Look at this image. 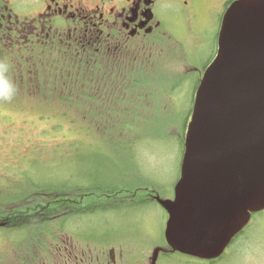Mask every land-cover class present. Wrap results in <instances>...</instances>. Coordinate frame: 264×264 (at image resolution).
I'll return each mask as SVG.
<instances>
[{"label": "rangeland", "instance_id": "374dc122", "mask_svg": "<svg viewBox=\"0 0 264 264\" xmlns=\"http://www.w3.org/2000/svg\"><path fill=\"white\" fill-rule=\"evenodd\" d=\"M50 3V0H0V17L2 14L5 15V19H0V36L5 37L10 31L9 28L16 25L19 26L20 30L23 27L25 28V23L30 22L29 24L35 25L32 17L38 15L36 11L41 9L42 6L40 5H43L42 10H45V14ZM204 4L202 2V7ZM7 7L9 13L12 14L11 18L16 19L17 17L9 27H7L9 25ZM206 14H209V12L203 13V19L207 17ZM161 15L166 18L165 28L172 30L179 40L171 39L168 32H163L165 39L153 38L151 44L154 46H147L146 41L139 40L125 47L123 45L124 49L121 52H115V48H112L104 54H102L103 52L92 54L93 57H91L90 63H93L94 66L93 68L89 67V69L93 70L79 69L74 81L69 78L70 73L75 70L74 68L72 70H60L57 65L59 56L70 57L74 56L76 52L75 48L69 46L73 41L68 36L69 24L67 26L61 23L58 28H50V25L44 24L45 32L39 42L45 41V43H40V45L37 43V50L41 51H34L36 52L35 57L29 56L27 58V66L26 59L18 60L19 62L24 61L25 66L22 68L16 67L18 61L16 60L17 55H13L14 51L7 52L8 49L13 48V43L0 45V64L6 65L8 69L4 75L10 73V77H6L15 86V93L11 100H0V184L4 183L2 178L18 179L25 174L23 172H26L29 174L25 177L26 179L30 176L32 179L39 181V184L43 180L54 179L63 185L72 186V184L76 185L81 182L80 176L83 174L94 177L110 170L112 172H123L130 166H134L133 164H137L145 178L148 177L159 182L165 191L164 197H172L175 183L180 175L181 158L178 144L183 136L181 129L176 124L167 128L168 122L163 121L151 125L147 124V131L151 134L155 135L157 128L159 132L163 133V128H165V131L168 129L167 135L169 137H167V140H162V142L150 143L152 142L150 141V144L146 141L139 142L136 139L141 137L139 135L140 131L136 132L138 133L136 135L133 134L135 131L130 132L133 123L136 121L133 112L151 117L143 118L141 121L144 122H152L151 120L160 117L162 112L165 113L169 106L157 108L152 102L164 103V99L169 97L171 91L167 88L160 90L161 92L150 89L147 87L148 84L161 88L169 85L171 79L175 82L174 79L179 81L181 77L184 78L188 72L193 71L191 64H195L192 61L194 57L199 56L207 45L200 50L193 51L191 49V53L186 51L184 48L186 44L190 48L193 45L197 47V41L195 44L194 37L188 36L184 31V26H181L177 20L170 18L165 10H162ZM46 18L47 15H45ZM202 29L206 30L207 26L202 27L200 25L198 32H201ZM214 29L215 26H211L208 32H213ZM0 43H3V40H0ZM45 49L50 56L46 65L43 63ZM198 52H200L199 55H194ZM37 55L43 56L40 58L42 59L41 62L38 61ZM87 56L89 55L87 54ZM119 56H123L119 61L123 60L124 66H122L123 62L117 64L119 62L117 57ZM126 60L141 63L139 70L146 73V77L142 78L144 82L140 81L141 84L137 83L133 88L129 86V81L138 64L132 67L128 65ZM63 63L73 65V63L76 64V61L69 58L68 60L64 59ZM157 67L159 68L155 72L154 69ZM31 68H36V70ZM16 72L26 73L25 84L20 83L19 77L15 76ZM148 74H150V77H148ZM179 74L180 76H178ZM86 81L90 84L85 85L84 82ZM117 85L118 90L115 87ZM61 89L68 93L69 97L73 96L74 101L83 102L90 97L87 102H83L84 106L91 107L90 111L87 110L89 116L84 118L86 123H75V127L72 128L71 124L60 118V114L72 115L75 120L82 116L70 105L62 103L59 94L60 96H65V94ZM80 89L85 90L81 96L78 94ZM140 89L145 91L146 100L144 102L147 103L142 108L137 109L135 105H139L140 101L136 96ZM179 91V97L183 98L182 90ZM125 107H127L126 111ZM125 112L130 113V116ZM51 117L60 121L59 130L52 131L55 124L54 119L51 121L42 120V118L48 119ZM126 119L128 121H124ZM78 120L82 119L79 118ZM76 128L80 130L77 131ZM91 128L93 134L98 133L103 137L104 142L96 135V137H91L81 131ZM74 138L82 143L76 145L73 155L77 152L79 156L91 159L78 161L74 157L69 159L66 154L61 155L63 152H68L66 149L62 150V148ZM55 155L57 156L55 157ZM9 194V189L0 190V197H7ZM124 204H128V202L126 201ZM140 204L130 205L135 208L123 214L113 213L108 214L107 217V214H103V211H110V209L107 210V204H105L103 208L102 205H88L80 211L72 208V211L55 213V216L51 215L53 217L47 220L41 218L40 221H27L21 218L15 221L17 222L16 226L19 227L4 231V235L5 239L13 240L17 236L25 234L24 231L19 229L26 222H29L27 226H38L39 230L44 225L46 229L51 227L47 233H42V237L55 235L56 230H53L55 227H52L55 222H61L62 220L61 225L66 227L67 232H70L68 228L72 227L73 232L80 234V232L86 231L92 233L94 238H97V233H94L95 230L102 232L109 229H113L120 234H126V238L133 237L134 240L139 241L143 238L146 241L150 237L149 240L151 241L147 242L144 248L150 258L154 247L159 244L164 247L162 239L167 217L165 211L159 206ZM256 221L253 220L250 225L249 240L241 247V251L237 250L236 254H229L233 258L227 264H264V224H258L257 227H254ZM4 235L0 234V244L4 241ZM246 239L242 240L246 241ZM9 242L5 240L4 244ZM150 243L152 245L157 244V246H151ZM229 255L226 259L229 258ZM159 264L207 263L184 257H166Z\"/></svg>", "mask_w": 264, "mask_h": 264}, {"label": "water", "instance_id": "95a60500", "mask_svg": "<svg viewBox=\"0 0 264 264\" xmlns=\"http://www.w3.org/2000/svg\"><path fill=\"white\" fill-rule=\"evenodd\" d=\"M174 194L157 197L169 216L166 241L201 260L221 257L264 210V0H238L223 17Z\"/></svg>", "mask_w": 264, "mask_h": 264}, {"label": "flooded vegetation", "instance_id": "af4514ba", "mask_svg": "<svg viewBox=\"0 0 264 264\" xmlns=\"http://www.w3.org/2000/svg\"><path fill=\"white\" fill-rule=\"evenodd\" d=\"M234 1L236 0H50L51 3L48 4L45 14V10H42L43 5H40L42 6L41 9L36 11L38 15L32 17L35 25L28 22L24 24L25 28L22 26V30L17 27H10L9 30L22 35V44L27 55L32 52L30 47L45 43V41L39 42L45 32L44 24L50 25V28H58L61 23L70 25L68 36L73 41L69 46H73L77 54L91 58L92 54H100L101 52L104 54L112 48H115V52H121L126 45L139 40L146 41L147 46H154L151 44L154 34L160 33L155 38L165 39L163 32L167 33L168 29L164 26L166 18L161 15L162 10H165L172 19L184 26L188 36L194 37L195 44L197 41V44L200 45L197 50H200L204 48V43H206L204 37L209 31V27L215 26L217 30L220 28L224 12ZM202 2L205 3L203 7ZM204 12H209V14H206L207 17L203 19ZM45 15H47L46 19ZM7 16L9 19L8 26H11L13 21L9 10ZM1 18L5 19V15L2 14ZM200 24L202 27L207 26V29L197 32L196 28ZM54 25L56 26L54 27ZM185 50L192 52L188 45L185 46ZM199 53L194 55H199ZM121 57L123 56L117 57L118 61ZM212 60L207 62V67ZM126 61L132 67L138 64L133 60ZM120 62H123L122 66H124L123 60L117 64ZM140 64L135 71L138 70ZM191 65L193 66V73L203 75L206 66L204 69H200L196 64ZM196 91L193 98H195ZM191 114L192 110L187 121L190 120ZM157 196L158 194L153 191L141 196L131 194L127 197L114 196L117 202L110 201L101 204L102 208L107 204V210L110 209V211H103V214H107L106 217L113 213L123 214L134 209L135 207L130 205L135 203L161 207L157 201ZM120 198H126L128 204H124V200ZM170 199H173V196ZM166 217L168 219L167 214ZM54 221L56 220L54 219ZM61 223L62 220L54 223L52 228L55 227L53 229L56 230L55 235L42 237V233H47L48 229L45 232L44 228H41L32 238L23 234L13 240L4 239L0 244V264H159L164 258H171L173 255L172 251L165 246V242L164 247L162 244L157 246V244L152 245L150 243L151 246L157 247L153 248L149 258V254L144 251V248L146 247L145 244L151 241L149 240L150 237L146 241L145 238L139 241L134 240L133 237L126 238V234H120L109 229L102 232L92 231L97 233V238H94L92 233L86 231L80 232V234L73 232L72 227L68 228L70 232H67L66 227H63ZM7 225V222L0 221V231L3 229L11 230L10 226ZM16 227L19 226H14L12 229ZM27 228L21 226L19 230L25 232ZM5 240L10 242L4 244ZM154 256H156L155 261Z\"/></svg>", "mask_w": 264, "mask_h": 264}, {"label": "trees", "instance_id": "16d2710c", "mask_svg": "<svg viewBox=\"0 0 264 264\" xmlns=\"http://www.w3.org/2000/svg\"><path fill=\"white\" fill-rule=\"evenodd\" d=\"M12 21L14 22L15 19H12ZM7 27L9 26L7 25ZM16 27L19 29V26L16 25L15 28ZM198 27H200V25H198L196 28L197 32H198ZM215 29L214 31L216 33L209 32L208 34H205L204 40L206 43H204V47L206 45L207 47L204 48V51H202L199 56L194 57L193 61L196 65H198L200 69H204L205 66L207 67V64H208L207 62H209L210 59L212 60L213 55H214L213 58L216 56L217 33L219 29L218 30L217 28ZM184 31H185V28H184ZM168 32H169L168 35L170 36L171 39L174 38V39L179 40V38H177V36L174 34L172 30L168 29ZM22 34L24 35V33ZM159 34H154L153 38H155ZM0 37H1L0 40H3V43H0V45L13 43V48L8 49L7 52L11 53V51H14L13 55H17L16 56L17 61L23 60L22 58L26 59V66L28 64L27 58L29 56L35 57L34 54H36V52L38 51H41L39 49L37 50L36 46L30 47L29 49L30 50L32 49V52L26 55L24 46L22 44V41H23V39H21L22 35L20 33L15 34L14 32L8 31L5 37L3 38L2 36ZM185 46H187V44ZM44 51H45L44 57L41 55H37V56H38V61L40 62L42 60L40 58L43 57V63L46 65L50 56L46 49ZM69 58L70 60L75 59L76 64L73 63V65L72 64L67 65L63 63L64 59L68 60ZM90 59L92 58L79 55L77 54V51H76L74 53V56H70V57L59 56L58 57L59 63L57 65L59 66L60 70L62 69L72 70V68H74L75 70L70 73L71 76L69 77L71 81H74V79L76 78V74L78 73L77 71L79 69H89V67L93 68L94 64L90 63ZM24 66H25L24 61L17 62L16 67L22 68ZM33 67H36V66H33ZM158 68L159 67L154 69V71L157 72L156 70ZM31 69L36 70V68H31ZM139 69H140V66L138 67V70L133 73L131 80L129 81V84H130L129 86H131V88L136 86L137 83L141 84L140 81H142V83L144 82L142 78L146 77V73L143 71L141 72V70ZM31 74H34V73H31ZM6 76L10 77V73H8ZM15 76L19 77L20 83L25 84L26 73L16 72ZM178 76H180V74ZM148 77H150V74H148ZM201 77H202L201 73L195 74V72L194 73L192 72V73H188L184 78L181 77L179 81L177 79H174L175 82H173V79H171L170 80L171 82H169V85L161 87V88H157V87H154L148 84L147 87H149L150 89H155V90L160 91L164 88H167V90L171 91L169 97L164 99L165 104L163 102L159 103V101L152 102L155 104V107L157 108L159 107L166 108L167 106L169 107L167 108L165 113L162 112L160 117H155V119L151 120L152 122L141 121L143 120V118H151V117H148V116L145 117L142 115H138L136 112H133V117L136 118V121L135 123H133L132 129L130 130V132L135 131L133 134L136 135L138 134L136 132L140 131L139 135L142 137L136 140L139 142L146 141L148 143L150 141H152L150 143L162 142V140H167V137H169L167 135L168 129L165 131V128H163V133H161L159 132V129L157 128L156 134L153 135L151 134V132L147 131V126L157 123L158 121L168 122L167 128H169L171 125L176 124L180 127L181 134L183 135V136L181 135L182 139H181V142L178 144V149H179L180 158H181L180 161H181L183 153H184L185 131H186V127L188 124L187 119L192 110L193 102H194L193 101L194 93L196 89L199 87ZM88 83L90 84V82L88 81L84 82L85 85ZM115 87H116V90H118V85ZM180 89L182 90V93L184 95L183 98H181V96L179 97ZM173 90L175 91L174 93H173ZM61 91L63 92V94H65V96H60L59 94V97L62 103L70 105L72 108L77 110L78 114H82L81 117L79 116H76V117H79L83 121L78 120L79 118L75 120L74 117L72 115L70 116L69 114L59 115L61 119L66 120V122L71 124L72 128H74L76 125L75 123H78V122L83 123L85 122L84 118H87L89 116V114H87V110L90 111L91 107H89L88 105L84 106L83 102H87L90 99V97H88L83 102H78V101H74L73 96L69 97L67 95L68 93H66L64 90L61 89ZM78 91H80L78 94L79 96H81L84 93L83 91L85 90L80 89ZM144 92L145 91L143 89L138 90L136 98L140 101V104L135 105L137 109L142 108L144 104L147 103V102H144L146 100ZM126 108L127 107H125V111H126ZM126 114L130 116V113H126ZM43 119L46 121H51L54 119V117L48 118L49 120L46 118H42V120ZM124 121H128V120L126 119ZM147 121H150V120H147ZM54 123L55 124L53 125L52 131L59 130L58 127L61 126V124H59L60 121H57V119H54ZM77 126H79V124H77ZM76 129L77 131L80 130L78 128ZM81 131L87 133L91 137L96 135L102 142H104L102 140L103 137L101 135H99L98 133L93 134L92 128L89 130H81ZM81 143L82 142L74 138L64 148L60 146L62 150L66 149L68 151L67 153L63 152L61 155L63 156V154H66V156H69V159L70 157H74L78 161H85V160L91 159L87 157H81L78 155L77 152H75V154L73 155L76 145H81ZM56 156L57 155H55V157ZM133 165L134 166H130L128 169H126L123 172L122 171L112 172L110 170L104 173L101 171L102 172L101 175L97 174L94 177H91V176L89 177L88 175L83 174L80 176L81 182L77 183L76 185L72 184V186L63 185L61 182H57V180L55 181L54 179H46V180H43L41 184H39V181H37L36 179H32L30 176L26 179L25 177L29 175L26 172H23L25 174L22 177H19L18 179L2 178L4 180V183L0 184V190L4 191L6 189H9L10 194L7 197L5 196L0 197V221L7 222L8 224L7 226H10V228H12L17 225L16 224L17 222L15 221H18L21 218L27 221H34V220L40 221L41 218L43 219L46 218L47 220L55 216L57 213L72 211L71 210L72 208L77 211H80L81 209H84V207L88 205L100 206L102 203H107L110 201L117 202V199H115V197H127V195H130V194L141 196L143 194H146L152 191L164 197L165 191L163 190L159 182H156L155 180L150 179L148 177L145 178L142 174L141 169L137 166V164H133ZM120 199L124 200V202L127 200L126 198H120ZM253 217L255 221L257 220L256 223L254 224V227H257L258 224L260 225L264 224V212L258 213L254 215ZM27 224H29V222H26L23 225V227L25 228L28 227L27 230L25 231V234L28 236V238H32L33 236L36 235V233H38L39 228L38 226H32V225L27 226ZM41 228H44L45 232L47 231L45 225L41 226ZM50 229L51 227L48 228V231ZM6 230L7 229L1 230L0 234L4 235L5 234L4 231ZM250 231H251V226L250 228H247L245 231L241 232L232 241V243L230 244L226 252L219 259L213 260V261H202V262H205L207 264H227L228 261L231 258H233L229 254L233 255L234 253L236 254L237 250L241 251L242 250L241 247H243L245 245V242L249 240ZM4 239H5V236H4ZM242 239H246V241ZM228 255H229V258L226 259ZM178 257L187 258L177 253H174V255H171V258H178ZM189 259H192V258H189ZM225 259L226 261L222 263Z\"/></svg>", "mask_w": 264, "mask_h": 264}, {"label": "clouds", "instance_id": "9594fccd", "mask_svg": "<svg viewBox=\"0 0 264 264\" xmlns=\"http://www.w3.org/2000/svg\"><path fill=\"white\" fill-rule=\"evenodd\" d=\"M7 66L0 64V100H11L15 93V86L4 73L7 72Z\"/></svg>", "mask_w": 264, "mask_h": 264}]
</instances>
